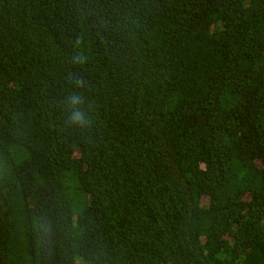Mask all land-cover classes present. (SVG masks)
I'll use <instances>...</instances> for the list:
<instances>
[{
  "label": "trees",
  "instance_id": "16d2710c",
  "mask_svg": "<svg viewBox=\"0 0 264 264\" xmlns=\"http://www.w3.org/2000/svg\"><path fill=\"white\" fill-rule=\"evenodd\" d=\"M0 264H264V0H0Z\"/></svg>",
  "mask_w": 264,
  "mask_h": 264
},
{
  "label": "clouds",
  "instance_id": "9594fccd",
  "mask_svg": "<svg viewBox=\"0 0 264 264\" xmlns=\"http://www.w3.org/2000/svg\"><path fill=\"white\" fill-rule=\"evenodd\" d=\"M85 61H84V58H80V63H84ZM77 84L79 85V86H82L83 85V82L82 81H80V80H77Z\"/></svg>",
  "mask_w": 264,
  "mask_h": 264
},
{
  "label": "rangeland",
  "instance_id": "374dc122",
  "mask_svg": "<svg viewBox=\"0 0 264 264\" xmlns=\"http://www.w3.org/2000/svg\"><path fill=\"white\" fill-rule=\"evenodd\" d=\"M80 206V205H79ZM79 206H78V208H79ZM81 207V206H80ZM79 210H80V208H79Z\"/></svg>",
  "mask_w": 264,
  "mask_h": 264
}]
</instances>
